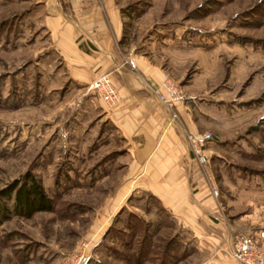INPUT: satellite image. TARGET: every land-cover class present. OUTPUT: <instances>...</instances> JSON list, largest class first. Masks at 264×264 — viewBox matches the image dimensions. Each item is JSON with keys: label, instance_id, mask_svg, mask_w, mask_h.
Wrapping results in <instances>:
<instances>
[{"label": "rangeland", "instance_id": "374dc122", "mask_svg": "<svg viewBox=\"0 0 264 264\" xmlns=\"http://www.w3.org/2000/svg\"><path fill=\"white\" fill-rule=\"evenodd\" d=\"M119 1L130 37L162 58L158 85L165 74L182 95L194 90L195 117L211 135L204 152L219 215L261 224L264 0ZM19 7L0 0V191L29 172L54 206L0 221V264H62L80 254L84 264H239L222 237L205 238L202 219L200 235H192L143 189L108 207L110 184L119 180L111 169L126 155L97 149L103 139L80 152L73 118L83 98L61 84L49 51L33 56L42 30ZM99 223L107 225L96 232ZM210 230L215 237L220 231ZM143 244L140 261L135 253Z\"/></svg>", "mask_w": 264, "mask_h": 264}, {"label": "crops", "instance_id": "0c3cea01", "mask_svg": "<svg viewBox=\"0 0 264 264\" xmlns=\"http://www.w3.org/2000/svg\"><path fill=\"white\" fill-rule=\"evenodd\" d=\"M15 1L20 6L18 9L28 8V18L42 30V35L33 41L42 46L32 52L33 56L49 51L58 60L55 67L62 77L61 84H70L73 88L67 86V89L74 92L73 96L83 98L82 107L73 118L80 152L85 154L93 142L103 139L106 142H101L97 149L105 147L106 153L120 150L126 155L118 168L111 169L119 175V180L110 184L115 190L108 207L115 208L134 189H143L183 227H189L192 235H200L202 229L197 220L202 219L209 229L203 232L205 238L215 243L218 235L222 237L223 250L235 261L230 254L229 228L255 234L264 222L248 225L241 217L226 221L219 215L220 208L215 206L208 184L191 160L184 138L186 132L198 134L205 129L195 117L194 90L183 91V99L174 103L179 125L169 124L163 105L144 87V83L150 87L158 85L162 58L157 51L145 50L143 43L130 37L122 3L119 0ZM104 74L109 76L119 97L112 107L88 91L92 79ZM206 155L209 161V153ZM106 225L97 224L95 231ZM215 228L220 229L216 237L210 230Z\"/></svg>", "mask_w": 264, "mask_h": 264}, {"label": "built area", "instance_id": "2783aa9c", "mask_svg": "<svg viewBox=\"0 0 264 264\" xmlns=\"http://www.w3.org/2000/svg\"><path fill=\"white\" fill-rule=\"evenodd\" d=\"M162 87H150L144 83V87L149 89L166 110L167 122L172 125H179V117L174 109V103L181 101L183 95L178 87L171 82L167 75H163ZM88 91L97 95L107 106L112 107L117 104L119 97L112 86L108 75H99L92 79L88 86ZM78 102V101H77ZM184 138L191 153V160L200 169L205 182L213 196L217 195V190L211 183V176L207 169L208 157L204 148L211 142L209 132L198 134L186 132ZM232 253L231 257L239 264H264V224L255 234H245L229 228ZM86 257L82 254L78 256H68L62 264H84Z\"/></svg>", "mask_w": 264, "mask_h": 264}, {"label": "trees", "instance_id": "16d2710c", "mask_svg": "<svg viewBox=\"0 0 264 264\" xmlns=\"http://www.w3.org/2000/svg\"><path fill=\"white\" fill-rule=\"evenodd\" d=\"M0 199L3 200H0V221L11 215L29 218L36 212H50L54 206L53 199L46 195L39 180L29 172L2 189ZM6 202H10L9 206H6ZM146 252L147 245L143 244L135 253L136 259L141 261V257L143 258ZM165 263L166 260H163L159 264Z\"/></svg>", "mask_w": 264, "mask_h": 264}]
</instances>
